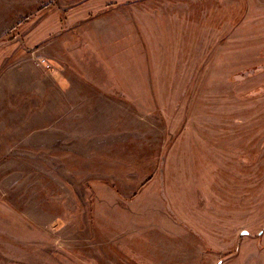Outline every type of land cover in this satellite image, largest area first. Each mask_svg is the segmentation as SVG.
Wrapping results in <instances>:
<instances>
[{
    "label": "rangeland",
    "instance_id": "rangeland-1",
    "mask_svg": "<svg viewBox=\"0 0 264 264\" xmlns=\"http://www.w3.org/2000/svg\"><path fill=\"white\" fill-rule=\"evenodd\" d=\"M0 264H264V0H0Z\"/></svg>",
    "mask_w": 264,
    "mask_h": 264
},
{
    "label": "water",
    "instance_id": "water-1",
    "mask_svg": "<svg viewBox=\"0 0 264 264\" xmlns=\"http://www.w3.org/2000/svg\"><path fill=\"white\" fill-rule=\"evenodd\" d=\"M242 235H247V232L243 231V232H242Z\"/></svg>",
    "mask_w": 264,
    "mask_h": 264
}]
</instances>
